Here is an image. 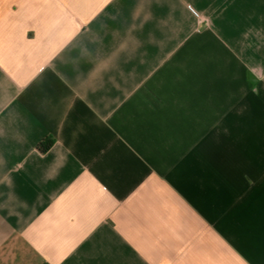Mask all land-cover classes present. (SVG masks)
Wrapping results in <instances>:
<instances>
[{"label": "crops", "instance_id": "0c3cea01", "mask_svg": "<svg viewBox=\"0 0 264 264\" xmlns=\"http://www.w3.org/2000/svg\"><path fill=\"white\" fill-rule=\"evenodd\" d=\"M0 264H264V0H0Z\"/></svg>", "mask_w": 264, "mask_h": 264}, {"label": "trees", "instance_id": "16d2710c", "mask_svg": "<svg viewBox=\"0 0 264 264\" xmlns=\"http://www.w3.org/2000/svg\"><path fill=\"white\" fill-rule=\"evenodd\" d=\"M53 145V141L51 139H46L45 144L42 146L44 150L51 148Z\"/></svg>", "mask_w": 264, "mask_h": 264}]
</instances>
